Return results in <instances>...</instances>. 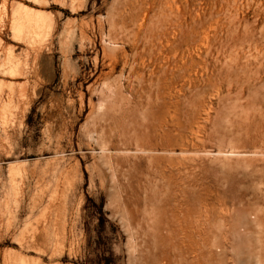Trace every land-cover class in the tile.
Wrapping results in <instances>:
<instances>
[{"label": "rangeland", "instance_id": "1", "mask_svg": "<svg viewBox=\"0 0 264 264\" xmlns=\"http://www.w3.org/2000/svg\"><path fill=\"white\" fill-rule=\"evenodd\" d=\"M0 19L25 68L27 24L39 83L9 103L0 65V264H264V0H0Z\"/></svg>", "mask_w": 264, "mask_h": 264}, {"label": "bare ground", "instance_id": "2", "mask_svg": "<svg viewBox=\"0 0 264 264\" xmlns=\"http://www.w3.org/2000/svg\"><path fill=\"white\" fill-rule=\"evenodd\" d=\"M3 21L0 19V30L1 28H3ZM15 28H16V33L17 36H25V40L27 41V51H26V68L25 66L21 65V63L19 61H17L16 55L14 54V50L11 48H8L4 42L3 39L0 36V65L2 66H6V70L8 73V76L12 77V78H19L21 80L20 84L17 86L16 90H12V88H10V90L6 93V98L8 100L9 103L12 102H17L19 105H27V104H31L33 97L35 96L36 93H38V82L36 80V75H37V67H36V59H37V50H36V45L34 40L32 39V36L28 34L27 29L28 26L25 23H20L15 21ZM38 48V47H37ZM155 50H157V52L161 55L162 54V47L159 45H156L154 47ZM144 51H150L152 49L146 48L144 47L143 49ZM98 53V52H97ZM96 53V54H97ZM99 54V53H98ZM97 54V55H98ZM106 54V53H105ZM108 54V53H107ZM114 55V54H113ZM2 56H5L4 59H2ZM96 56V55H95ZM94 56V57H95ZM111 56V55H110ZM104 57V56H103ZM137 56L134 57V59H132V61L129 64V60L127 58H125V60L122 62L123 65L129 67V71L128 72H133V74H135L138 79L143 80L145 78V75L143 74V72L137 71L136 68V64L138 63V59L136 58ZM108 58V57H107ZM110 61V65L115 66L116 64H118V58L117 57H109ZM6 59V62H5ZM103 59V58H101ZM97 60V58H96ZM5 62V63H4ZM98 62V61H97ZM4 63V64H3ZM103 63V60H102ZM107 63V62H106ZM97 64V63H96ZM104 65V64H103ZM107 65V64H106ZM127 67V69H128ZM123 68V67H122ZM246 69V67H245ZM243 72V71H242ZM250 72V71H249ZM109 73V72H108ZM244 73V72H243ZM106 74V73H105ZM132 74V76H133ZM154 74V71L150 72V78L152 79V76ZM257 74V73H256ZM111 75V74H110ZM243 75V74H242ZM107 76V75H106ZM162 76H163V72L160 71L159 75L157 76V88H156V97H157V101L161 103L162 101V85H161V80H162ZM108 78V77H107ZM109 79V78H108ZM107 79V80H108ZM233 80V79H232ZM237 80V79H236ZM235 82V81H234ZM152 95L150 94L149 98H151ZM70 98V97H69ZM68 100V99H67ZM91 100V99H90ZM59 101V100H57ZM77 102V101H76ZM80 102L84 103V96H81L80 98ZM150 104V103H149ZM81 105V104H80ZM63 107V106H62ZM66 107V106H65ZM75 107V100H72V98L70 99L69 103H68V108L70 110H72ZM160 107V106H159ZM83 108V107H82ZM93 108V107H92ZM150 108V106H149ZM57 109V108H56ZM94 109V108H93ZM63 111V110H61ZM149 111V110H148ZM68 112V111H67ZM72 112V111H71ZM57 113V111H56ZM74 113V112H73ZM148 113V112H147ZM156 113V111H155ZM65 114V113H64ZM71 114V113H70ZM150 114V113H149ZM53 115V114H52ZM57 116V115H56ZM56 118V117H55ZM58 118V117H57ZM160 121V120H159ZM55 122V121H54ZM61 122V121H59ZM161 122V121H160ZM51 124V123H50ZM58 125V124H57ZM51 127V126H50ZM54 127V126H53ZM57 128V127H56ZM49 129V128H48ZM58 129V128H57ZM56 129V130H57ZM50 130V129H49ZM49 130L47 132H49ZM54 130V129H53ZM9 131V130H8ZM8 131H6V134L8 133ZM58 131V130H57ZM5 132V131H4ZM52 132V131H51ZM55 132V131H54ZM95 132V131H94ZM9 134V133H8ZM48 134V133H47ZM56 134V133H55ZM70 134V133H69ZM73 134V132H72ZM50 136V135H48ZM49 138V137H48ZM52 138V137H51ZM54 138V137H53ZM57 139V138H56ZM62 151V150H61ZM60 151V152H61ZM67 152V151H66ZM72 152V151H70ZM80 153V152H79ZM74 154V153H73ZM64 157V156H63ZM62 159V158H61ZM64 159V158H63ZM159 170V169H158ZM157 172V171H156ZM155 173V172H154ZM158 173V172H157ZM160 174V173H159ZM160 177V176H159ZM158 179V178H156ZM162 182V181H161ZM157 184V183H155ZM160 185V184H159ZM165 185V184H164ZM151 186V185H150ZM160 187V186H159ZM151 188V187H150ZM159 189V188H158ZM162 189V188H161ZM155 190V189H154ZM151 191V190H150ZM157 192V191H156ZM167 192V191H166ZM154 193V192H153ZM154 203V202H153ZM152 206V205H151Z\"/></svg>", "mask_w": 264, "mask_h": 264}]
</instances>
